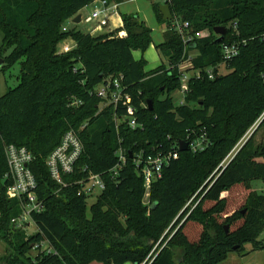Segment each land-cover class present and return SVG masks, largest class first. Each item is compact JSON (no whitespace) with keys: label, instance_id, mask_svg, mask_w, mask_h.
Here are the masks:
<instances>
[{"label":"trees","instance_id":"1","mask_svg":"<svg viewBox=\"0 0 264 264\" xmlns=\"http://www.w3.org/2000/svg\"><path fill=\"white\" fill-rule=\"evenodd\" d=\"M91 1L0 0V70L19 64L18 85L0 97V236L13 251L5 257L7 263L174 264L176 250L181 264H221L230 253L243 254L247 244L252 251H264V195L250 190L253 182L264 184V143H255L257 129L228 161L232 148L264 112V0H165L172 18L188 22L200 38L184 44L178 34L166 31L155 49L167 66L161 63L150 72L144 71V59L132 56L152 44L151 29L135 15H121L124 38L115 32L92 37L75 28L61 32L60 21ZM159 6L152 3L155 18L168 27L172 19L163 21ZM232 22L237 37L230 34ZM216 27L226 29L220 43ZM68 38L75 47L59 53L58 44ZM232 39L245 44L226 73L218 74L221 44ZM192 51L196 56L188 59ZM185 61L202 77L189 80L184 103L175 106L170 94L180 87L179 65ZM209 68L212 80L204 73ZM109 77L121 78L120 102L134 109L141 128L115 122L124 108L115 109L98 96ZM74 101L81 104L71 106ZM68 130L76 131L83 145L78 166L93 173L114 167L119 145L128 151L118 176L105 177V189L88 215L79 186L60 188L44 163ZM188 136H204L209 145L171 159L151 185L154 207L145 206L143 181L129 152L165 154L172 147L177 150L179 141L188 142ZM9 144L25 147L35 158L31 170L45 209L31 215L36 227L31 235L10 223L21 210L17 200L6 197L4 146ZM75 179L66 176L63 181ZM200 186L202 194L192 206L170 210L188 202ZM239 195L241 202L233 204ZM39 243L46 246L29 256Z\"/></svg>","mask_w":264,"mask_h":264},{"label":"built area","instance_id":"2","mask_svg":"<svg viewBox=\"0 0 264 264\" xmlns=\"http://www.w3.org/2000/svg\"><path fill=\"white\" fill-rule=\"evenodd\" d=\"M92 4L93 6H91ZM88 6H91L90 10L85 16H82L80 14V10L85 9ZM118 7L119 4L116 2L93 0L88 5L81 8L78 11V14L68 19L61 27V32L66 33L72 29L69 28L68 24H72L75 27L76 25L73 23V19L79 15V23L88 26V35L95 37L117 31L119 32L118 37L124 38L126 34L122 30L123 23ZM171 19V23L168 27H166V31H172L178 34L184 44L192 42L195 38H200V33H191V27L188 22H181L180 19L176 17ZM228 28L231 32V36H238L236 22L229 24ZM62 42L64 44L59 51L61 54L70 52L76 45L71 39H69L68 43H65L64 41ZM242 44H245V41L240 42L235 39L221 44L222 62L216 67L218 74H220L219 69L221 67L225 70L227 64L238 56L239 49ZM190 66L191 75L179 70L180 87L177 92L183 96L188 91L189 80L192 78L200 79L202 77L200 70L193 69L191 64ZM204 73L209 80H212L215 77L213 68L204 70ZM120 80V77L112 79L109 77L98 88L97 94L101 99L108 101L105 102L106 104L112 105L115 109L119 106L124 108V113L120 117L115 116V122H124L131 130L141 128V125L138 124L134 118V109L128 102H120L122 101L120 94L122 86L120 84ZM80 104V102L74 101L70 105L76 107ZM182 104L183 103H181V105ZM186 144L187 149H190L192 153L201 152L209 145L204 136H200L193 140H189L188 136V142H186ZM175 147L177 150L172 147L165 154L157 153L155 155H146L142 152L134 154L131 153L130 159L143 181L144 199H147L150 196L151 185L153 182L161 178L163 168L168 165L171 159L178 158V144H175ZM82 153L83 145L80 141L78 133L74 130H68L63 134L57 147L47 156L44 163L50 179L56 185L60 188H69L72 185H78L79 190L77 194L78 196H83L86 199L87 204L88 200H96L104 191L105 177H109L110 180H114L116 176H118L119 171L122 170L125 165L128 151L119 145L115 152L116 164L113 168L102 174L93 173L87 168V166H78ZM4 157L6 162V172L3 180L6 184V196L8 199L17 200L21 210L19 216L12 218L10 223L13 228L20 229L29 235L27 231L30 230L29 228L31 223L35 227V224L31 219V215L39 214L45 209L43 199L37 194L38 184L31 170V165L35 158L25 147H18L13 144L4 146ZM233 157L234 156H232L228 161H230ZM226 160H224L219 167H222ZM66 176H75L76 179L73 182L66 183L63 181V178ZM58 191L59 190L54 191V194H57ZM45 246L46 243H39L34 245L32 250L43 249Z\"/></svg>","mask_w":264,"mask_h":264},{"label":"rangeland","instance_id":"3","mask_svg":"<svg viewBox=\"0 0 264 264\" xmlns=\"http://www.w3.org/2000/svg\"><path fill=\"white\" fill-rule=\"evenodd\" d=\"M153 2H158L160 5L165 4V0H129V1H126V2L119 4V7H118L120 15H122V16H124V15H126V16L135 15L139 18V20L141 22H143L145 24L146 27L151 29V37H152L151 46L152 47L146 51L147 54H146V52L144 53V54H146V56H144V58L147 60V64H148L146 66V69H148L150 67V65H153L152 64L153 62H157V61L160 62V65H161V63H164V65L167 66L166 61L159 58L158 54L155 51L156 50L155 47L160 45L163 41V34L166 32V25L164 23H158L157 22L155 15H154L153 8H152ZM91 6H93V4ZM91 6H88L85 9L80 10V14L82 16H85L88 13V11L90 10ZM65 22L63 23V21H60V23H59L60 26L62 27L65 24ZM75 25L76 26L74 27L72 24H68L69 28L74 27L76 30L81 31L82 33H85V34L88 33V26L87 25L81 24V23H78ZM113 35L118 37L119 32L115 31V33ZM215 36H217V35H215ZM1 39H2V36H1V32H0V45H1ZM63 41L65 43H68L69 38L65 39ZM63 44H64L63 42L58 44V46H57L58 52L61 50V47L63 46ZM109 54L112 57L114 56V54L111 51H109ZM140 55H141V53H139V52L132 53V56L135 60L138 59L140 57ZM148 56H152V58L148 59ZM195 56H196V52H194V51L190 52L187 55L188 59L193 58ZM190 67H191L190 63L188 61H185L179 65V70L181 72L189 73L191 75V71H190L191 68ZM18 72H19V64H16L11 69H9L5 72H2L0 70V97L2 95H4L8 91V89L15 88L18 85V83H19ZM219 72H220V74L226 73V71L222 67L219 69ZM163 96L160 95V96H157V98L162 99ZM170 97H171V101L174 103L175 106L181 105V103H184V96L179 94L177 91L172 92L170 94ZM151 102H153V101H151ZM263 114H264V112H263ZM263 114L255 122V124L252 126V128L240 140H238V142L235 144V146L232 148V150L229 154V159L237 153L239 148L244 143L245 138L247 137L249 132H251L255 128V126H257V125H258V127H257V132L254 136V141L257 144L258 143H264V125H263L264 123H260V119L262 118ZM80 130H81V128L78 131H80ZM256 183L258 184V181L253 182V185L251 184L250 190L254 191L258 194L264 195L263 186H260V187H258L256 185L254 186V184H256ZM259 183L263 184L261 182H259ZM202 188H203V186H200L199 189L195 192L194 196L190 200H188V202H186V203L183 202V203H179L177 205H174L173 207H171L170 210L176 211V208H179L180 212H182L188 206L189 207L192 206L193 199L195 200V198H197L199 195L202 194V192H201ZM241 196L239 195L237 197V199H233V202H234L233 204H239L241 202V199H242ZM7 199H8V197H7ZM94 202H95V199H90L87 201L86 215H88V209ZM142 203L147 207L152 206V203L149 202V197L147 199L142 198ZM10 226L11 225H9V227ZM29 229L30 230L27 231V233L29 235H31V233H34L35 227L33 226L32 223H31ZM260 239H264V231L260 235ZM244 249H245V251L241 255H238L236 253L228 254L226 260L223 261L221 264H264V251H252L249 244L245 245ZM36 253H37L36 250H31L28 252V255L33 257V256H35ZM9 255L13 256V251L8 250L5 242L3 241V239L0 236V264H8L7 259L5 257L9 256ZM180 255H181V253L179 251L176 252V250H174V262H173L174 264H181V256ZM12 260H13V258H12ZM91 264H99V263H91ZM126 264H130V263H126Z\"/></svg>","mask_w":264,"mask_h":264},{"label":"water","instance_id":"4","mask_svg":"<svg viewBox=\"0 0 264 264\" xmlns=\"http://www.w3.org/2000/svg\"><path fill=\"white\" fill-rule=\"evenodd\" d=\"M159 9H160V13L162 15L163 21H168V20H170L172 18V14H171L169 5L167 3L161 4L159 6ZM79 22H80V16L77 15L73 19V23L74 24H78ZM213 33L218 36V38L216 39V43H220V42H222V40H223V38H224V36L226 34V29L224 27H216V28L213 29ZM2 65H3V60L0 58V68L2 67ZM148 105L151 107V102H148ZM263 118H264V116L260 119V123L262 122ZM257 127H258V125L250 132V134L245 139V141L242 144V146L246 143V141H248L252 137V135L256 131ZM186 151H187V144L184 141H179L178 142V152L182 153V152H186ZM130 155H131V152H129V157H130ZM153 207H154V205L151 208H153ZM224 230H225V232L227 231V226L224 227ZM108 263L110 264V261Z\"/></svg>","mask_w":264,"mask_h":264},{"label":"crops","instance_id":"5","mask_svg":"<svg viewBox=\"0 0 264 264\" xmlns=\"http://www.w3.org/2000/svg\"><path fill=\"white\" fill-rule=\"evenodd\" d=\"M151 47H152V46L150 45L149 48H151ZM149 48H148V49H149ZM148 49H147V50H148ZM147 50H146V51H147ZM146 51H145V52H146ZM155 51H156V50H155ZM135 52H139V51H135ZM145 52H144V53H145ZM133 53H134V52H133ZM139 53H141V52H139ZM144 53H143V54L141 53L140 57L142 56L141 58L144 59V61L146 62V65H145V68H144V71H145V72L153 71V70H155L156 68H158V67L160 66V62L157 61V62H153V63H152L153 65H150V67H149L148 69H146V66H147L148 64H147V60L144 58V56H146L147 52H146V54H144ZM156 53H157V51H156ZM137 55H138V54H137ZM140 57H139V58H140ZM139 58H138V59H139ZM141 58H140V59H141ZM151 58H152V56H148V59H151ZM138 59H136V61H137ZM134 60H135V59H134ZM252 185H253V183H252ZM255 185L258 186V187L263 186V188H264V184H260L259 182H258V184H257V183L254 184V186H255Z\"/></svg>","mask_w":264,"mask_h":264}]
</instances>
